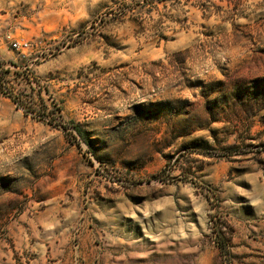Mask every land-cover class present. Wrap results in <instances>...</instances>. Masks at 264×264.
<instances>
[{
    "label": "rangeland",
    "instance_id": "rangeland-1",
    "mask_svg": "<svg viewBox=\"0 0 264 264\" xmlns=\"http://www.w3.org/2000/svg\"><path fill=\"white\" fill-rule=\"evenodd\" d=\"M0 264H264V0H0Z\"/></svg>",
    "mask_w": 264,
    "mask_h": 264
},
{
    "label": "built area",
    "instance_id": "built-area-1",
    "mask_svg": "<svg viewBox=\"0 0 264 264\" xmlns=\"http://www.w3.org/2000/svg\"><path fill=\"white\" fill-rule=\"evenodd\" d=\"M10 46L13 50L20 52L21 54H23L25 51L28 50L27 43H18V42L11 41Z\"/></svg>",
    "mask_w": 264,
    "mask_h": 264
}]
</instances>
